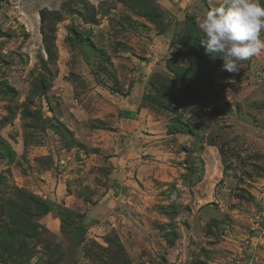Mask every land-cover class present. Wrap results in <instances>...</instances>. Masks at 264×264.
<instances>
[{"label":"rangeland","instance_id":"obj_1","mask_svg":"<svg viewBox=\"0 0 264 264\" xmlns=\"http://www.w3.org/2000/svg\"><path fill=\"white\" fill-rule=\"evenodd\" d=\"M128 1L0 0V225L20 224L18 189L45 201L37 235L11 239L20 253L0 239V264H112V251L130 264H264V52L238 72L222 60L187 102L162 97L174 111L153 107L156 89L184 95L166 65H190L181 30L216 0ZM42 9L59 17L53 62ZM176 115L191 131L168 132Z\"/></svg>","mask_w":264,"mask_h":264},{"label":"trees","instance_id":"obj_2","mask_svg":"<svg viewBox=\"0 0 264 264\" xmlns=\"http://www.w3.org/2000/svg\"><path fill=\"white\" fill-rule=\"evenodd\" d=\"M124 1L128 2L129 4L128 0H124ZM133 1L135 3V2H140L141 0H133ZM261 2L262 4H264V0H261ZM146 3H149V2L146 1ZM50 16H51V19H49ZM147 16L155 20L154 13L149 12ZM90 18H91L90 21L95 20L94 15H91ZM56 20H59V17L57 16L56 12H52L47 9H42L41 11L42 40L44 42V48H45V52L47 53L48 59L49 61H52V62L55 59L54 58L55 49H54V42H53L54 37L52 34H53V31L55 30V26L57 22ZM183 30H184L185 37L188 38V41H185V43L183 44L184 48L182 49V51L187 50V52L189 51L191 52L192 55H188L186 58V62L190 65L181 66V65H178L177 63L171 66L166 65L169 68V70L173 73V74L171 73V74L166 75V79H167L166 83L169 84L171 88L172 87L181 88L183 90L184 95L183 96L178 95L171 89H166V88L156 89V92L158 95H156V98L154 100H150V102L152 103L151 105L153 107L154 105L159 103L158 104L159 106L163 105L166 108H170L172 111H174L175 109L174 106H167V104L163 102L164 100L162 99V97L168 96L169 98L173 99L174 103L177 105L183 102V100H186L187 102V100L191 99L190 96L194 95V93L205 90V86L202 83L203 77H204L203 75L206 74V77L209 76V74L213 73V70L219 67L222 62L221 58L212 60L208 54L206 55L204 46L200 42V37H199L200 31H199L198 26L195 23L194 17L188 24L185 25L184 29H182L181 32ZM75 32H78V31H75ZM191 36L196 37V38H192ZM196 60H199V61L197 65L194 66L193 63ZM202 69L203 70L206 69V72L202 73ZM208 69L210 70L208 71ZM5 91H6L5 92L6 94H11V95L17 94V90L13 87H9ZM45 91H46V83L43 80V78H41V80H37V84L35 85V89H34V95L43 94L45 93ZM185 96H187L188 98H186ZM13 113L14 111L11 108L9 110L8 117L12 116ZM39 113L40 112L38 111L37 114L34 115V114H29V111H28L24 114V117L25 118L27 117L37 118ZM175 121L176 123H174V126L168 128L169 129L168 132L177 134V132L182 133V132L191 131L190 125L186 122L183 123L181 120V116L176 115ZM177 124L180 126H176ZM1 145H6V146H3L4 149L2 151V156L7 158L9 162H14L17 156L16 150L12 146L7 145L6 142H3ZM17 193H18V196L20 197V201L18 203H15V202L12 203V208L14 209L15 212H11L10 216H12L13 218L12 220L15 223L19 219L20 224L18 226H15V228H12L13 226L3 228V226L0 225V230H1L0 233L2 234L0 236V239L2 241L4 240V242L9 243L6 246L3 243L4 250H6L8 253H11V254L20 253V251L17 248L13 247V244H11L12 237L16 236L19 233L26 235V234H29L30 231H32V234L37 235L38 223L34 221L33 219H31L32 215L34 214V212L32 211L34 210V208L36 209V211H39L45 205V201L42 200L41 197L36 196L35 194L31 192H27L20 188L17 190ZM26 200L30 203V206H32L31 208L28 206L26 207V205L22 203L23 201H26ZM170 209H174V210L170 212L169 211ZM165 212L171 213V215L174 216L176 214L178 215L179 210L177 211L173 207H167V209H165ZM67 213L69 214L70 211L67 210V212L65 213L66 218L68 215ZM62 219L66 220L65 218H62ZM113 241H116V240H113ZM58 245H59L58 243H54L53 249L59 250ZM21 249L22 251L25 250L24 248H21ZM26 252L28 253V250ZM112 252L114 253L112 264H130L129 263L130 261L128 260L125 261L121 259L118 252H114V251Z\"/></svg>","mask_w":264,"mask_h":264},{"label":"clouds","instance_id":"obj_3","mask_svg":"<svg viewBox=\"0 0 264 264\" xmlns=\"http://www.w3.org/2000/svg\"><path fill=\"white\" fill-rule=\"evenodd\" d=\"M200 42L223 70L238 72L239 62L264 52V4L261 0H216L198 21Z\"/></svg>","mask_w":264,"mask_h":264},{"label":"crops","instance_id":"obj_4","mask_svg":"<svg viewBox=\"0 0 264 264\" xmlns=\"http://www.w3.org/2000/svg\"><path fill=\"white\" fill-rule=\"evenodd\" d=\"M120 179V178H119Z\"/></svg>","mask_w":264,"mask_h":264}]
</instances>
